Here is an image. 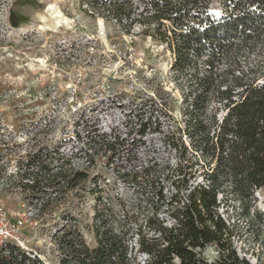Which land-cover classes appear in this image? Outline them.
Masks as SVG:
<instances>
[{
    "label": "rangeland",
    "instance_id": "rangeland-1",
    "mask_svg": "<svg viewBox=\"0 0 264 264\" xmlns=\"http://www.w3.org/2000/svg\"><path fill=\"white\" fill-rule=\"evenodd\" d=\"M80 2L6 0L0 5V195L9 208L32 212L24 232L31 256L45 264H60L58 241L65 230H76L95 249V226L109 224L110 206L117 220L126 211L141 213V220L152 213L118 179L121 161L88 147L92 137L100 132L108 140L134 142L141 165L174 167L179 154L172 139L184 148L190 144L175 133V121L184 128V83L174 74L167 46L145 37L140 26L127 34L115 21L92 15L90 7L82 9ZM143 9L134 1V10ZM210 10L218 16L223 12L218 3ZM258 58L254 52L247 62ZM159 94L168 112L152 118L146 103H161ZM34 156L52 168L88 169V180L66 194L31 198L17 182ZM255 198L251 217L238 203L230 204L224 217L235 225L239 257L264 264V189ZM205 255L210 262L218 259L213 248ZM132 259L146 264L148 257L135 249Z\"/></svg>",
    "mask_w": 264,
    "mask_h": 264
},
{
    "label": "trees",
    "instance_id": "trees-1",
    "mask_svg": "<svg viewBox=\"0 0 264 264\" xmlns=\"http://www.w3.org/2000/svg\"><path fill=\"white\" fill-rule=\"evenodd\" d=\"M134 1L144 7L142 12L134 10ZM214 3L223 8L220 16L210 10ZM80 4L82 9L90 7L92 15L115 21L127 34L140 26L145 37L167 46L174 57V74L184 83V128L174 120L175 133L180 141L186 136L190 144L184 148L172 139L179 154L174 167L141 165L134 142L111 136L108 140L100 132L92 137L88 147L109 151L111 159L121 161L118 179L152 213L141 220V213L126 211L117 220L110 206L109 224L95 226V249L76 230H65L58 241L60 264H134L135 249L148 257L146 264H250L239 257L235 225L224 214L230 204L238 203L251 217L255 195L264 189V0H81ZM254 52L258 62H247ZM159 99L161 103L158 99L146 103L152 118L168 112L165 97L159 94ZM87 170L52 168L34 156L17 185L31 198L66 194L88 180ZM210 248L218 255L215 262L206 258ZM0 264L45 263L10 246L8 254L0 251Z\"/></svg>",
    "mask_w": 264,
    "mask_h": 264
},
{
    "label": "built area",
    "instance_id": "built-area-1",
    "mask_svg": "<svg viewBox=\"0 0 264 264\" xmlns=\"http://www.w3.org/2000/svg\"><path fill=\"white\" fill-rule=\"evenodd\" d=\"M31 218V211L9 208L0 195V251L8 254V248L15 246L31 256L33 251L24 232L27 227L26 224ZM31 257L34 258L35 256Z\"/></svg>",
    "mask_w": 264,
    "mask_h": 264
}]
</instances>
